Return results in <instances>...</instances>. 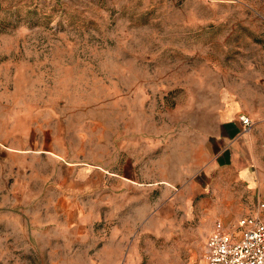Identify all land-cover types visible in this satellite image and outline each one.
Wrapping results in <instances>:
<instances>
[{
  "label": "rangeland",
  "instance_id": "1",
  "mask_svg": "<svg viewBox=\"0 0 264 264\" xmlns=\"http://www.w3.org/2000/svg\"><path fill=\"white\" fill-rule=\"evenodd\" d=\"M259 202L264 0H0V264H206Z\"/></svg>",
  "mask_w": 264,
  "mask_h": 264
},
{
  "label": "built area",
  "instance_id": "2",
  "mask_svg": "<svg viewBox=\"0 0 264 264\" xmlns=\"http://www.w3.org/2000/svg\"><path fill=\"white\" fill-rule=\"evenodd\" d=\"M244 130L251 119L241 117ZM259 212L241 217L235 229H228L223 221L215 223L206 244V264H264V202Z\"/></svg>",
  "mask_w": 264,
  "mask_h": 264
},
{
  "label": "crops",
  "instance_id": "3",
  "mask_svg": "<svg viewBox=\"0 0 264 264\" xmlns=\"http://www.w3.org/2000/svg\"><path fill=\"white\" fill-rule=\"evenodd\" d=\"M223 114H225L224 118L219 119V123L217 124L216 131L214 133L207 135L206 137L207 147L205 148L203 146L204 137L203 135H201L200 141L202 143H199L195 148V151L196 150L197 152L201 151V153H203L202 155L205 156L214 155L216 164L213 165L218 167L226 166L227 160L233 159V155H235L239 147H241V149L245 151V154L247 152L249 156H251L252 153L251 151L252 142L247 137L248 132L243 129L244 126L242 124L241 118L237 116L238 115L237 109L234 107L230 108L227 111H224ZM213 150L215 151L214 154L212 152ZM197 206L201 211H204L205 208L207 207V204L203 202L198 204ZM208 212L209 213L206 215V219L204 220L205 222L204 232H205V236L208 237L206 244L213 233L214 226L216 223L215 219L219 215L213 209H211ZM226 216L227 215H224V217ZM234 218H236V216ZM226 227L228 229H235L237 227V223ZM206 244H205V248H206Z\"/></svg>",
  "mask_w": 264,
  "mask_h": 264
}]
</instances>
